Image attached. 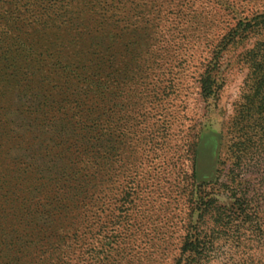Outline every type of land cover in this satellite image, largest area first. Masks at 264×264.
Masks as SVG:
<instances>
[{
  "label": "rangeland",
  "instance_id": "1",
  "mask_svg": "<svg viewBox=\"0 0 264 264\" xmlns=\"http://www.w3.org/2000/svg\"><path fill=\"white\" fill-rule=\"evenodd\" d=\"M262 17L0 0V264H264Z\"/></svg>",
  "mask_w": 264,
  "mask_h": 264
},
{
  "label": "trees",
  "instance_id": "2",
  "mask_svg": "<svg viewBox=\"0 0 264 264\" xmlns=\"http://www.w3.org/2000/svg\"><path fill=\"white\" fill-rule=\"evenodd\" d=\"M257 26L264 27V17H262L261 21L259 22V24ZM51 120H53V119H51ZM51 120H48V122L46 124L49 125ZM55 121H57V119ZM82 123H84V122H82ZM82 123H81L80 119L77 120V123L74 125V127H77V128H74V132H73L74 136H76V137L80 136L82 139H86L88 145L97 144V142L99 141L98 129L93 128L94 130L90 132L88 127L84 126ZM89 153L92 154L91 151H89ZM3 154H4V159L7 163V165H11L10 159L8 158V155H9L8 150L4 151ZM20 167L22 169L23 165ZM28 169H32V167H28ZM26 170H27V167H26ZM35 173H36V170L30 171V174H32V175L33 174L35 175ZM18 174H19V176L25 177L28 173H26V172L22 173L21 171L19 173V171H18ZM197 245L198 244L193 240L187 241L186 246L189 247V251H188L187 255H184V256H186L185 263L194 264L195 262L201 260L203 254H202V251L200 249H198Z\"/></svg>",
  "mask_w": 264,
  "mask_h": 264
}]
</instances>
